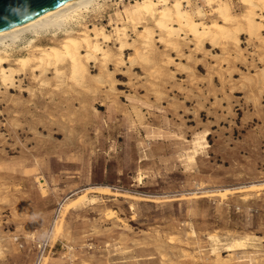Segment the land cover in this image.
Masks as SVG:
<instances>
[{"label":"rangeland","instance_id":"374dc122","mask_svg":"<svg viewBox=\"0 0 264 264\" xmlns=\"http://www.w3.org/2000/svg\"><path fill=\"white\" fill-rule=\"evenodd\" d=\"M139 1H102L83 23L104 27L118 55L114 27L130 42L141 29L117 14ZM223 1L245 14L242 0ZM189 2L196 19L218 20L215 5ZM261 17L262 39L242 34L229 58L156 41L151 63H92L82 85L69 69L0 85V264H264ZM32 38L9 49L11 65Z\"/></svg>","mask_w":264,"mask_h":264},{"label":"bare ground","instance_id":"6f19581e","mask_svg":"<svg viewBox=\"0 0 264 264\" xmlns=\"http://www.w3.org/2000/svg\"><path fill=\"white\" fill-rule=\"evenodd\" d=\"M102 1L105 0H72L38 18L0 32V85L11 89L16 85V78L27 72L45 75L52 70L55 77L63 78L66 69L70 70V78H73L77 85H82L91 74L92 63H95V66L99 63L102 70L108 73L111 72L110 67L113 64L117 67L125 64L134 67L140 63H151L152 59L148 53L153 51L156 41L168 50L181 53V41L190 39L188 41L192 42L197 50L204 49L208 44L221 49L229 58L232 54L240 53L242 34H246L250 41L257 42L262 39L263 23L260 24L258 19L261 17L259 12L264 13V0H242L246 12L240 18L233 15L225 1L205 0L208 6L215 5L216 8L218 20L211 24L203 21L205 14L202 10L198 11L199 18L196 19L186 8L190 0H140L124 7L117 14L122 23L141 30L137 32L136 40L130 42L128 27L115 26L114 41L118 43L119 52L115 55L106 48V44L111 42V34L109 35L104 27L89 28L83 23L91 13L103 9L105 4H101ZM262 18L264 19V16ZM149 22L154 23L153 28L149 27ZM77 27L80 29H76ZM61 34L64 39L57 45L43 47L35 44L48 35H51V42L54 43ZM27 35L33 36L27 46L31 55L21 57L11 65L9 49L25 40ZM128 50H133L134 53L125 60ZM154 72L155 79H160V73ZM153 75L150 71L149 76ZM262 75L264 76V71ZM100 79L101 77L98 78ZM244 246V242H236L228 246V251Z\"/></svg>","mask_w":264,"mask_h":264},{"label":"water","instance_id":"95a60500","mask_svg":"<svg viewBox=\"0 0 264 264\" xmlns=\"http://www.w3.org/2000/svg\"><path fill=\"white\" fill-rule=\"evenodd\" d=\"M72 0H0V32L38 18Z\"/></svg>","mask_w":264,"mask_h":264}]
</instances>
